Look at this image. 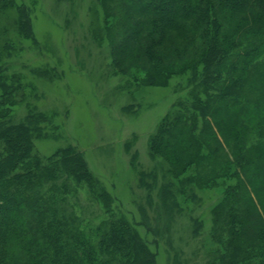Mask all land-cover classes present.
<instances>
[{"label":"trees","instance_id":"1","mask_svg":"<svg viewBox=\"0 0 264 264\" xmlns=\"http://www.w3.org/2000/svg\"><path fill=\"white\" fill-rule=\"evenodd\" d=\"M108 1V18L115 20L110 54L120 74L135 69L157 84L191 73L190 101H178L162 119L150 140L151 156L185 171L202 148L196 145L213 142V157L226 158L221 177L235 181L215 210L218 243L225 233L221 257L264 264V0ZM11 2L0 0V6ZM18 30L33 39L22 8ZM166 40L168 51L160 49ZM7 82L0 67V264H155L156 255L124 219L111 215L95 225L76 214L70 197L80 191L108 214L113 198L96 187L77 149L38 155L37 116L13 122L21 86Z\"/></svg>","mask_w":264,"mask_h":264},{"label":"rangeland","instance_id":"2","mask_svg":"<svg viewBox=\"0 0 264 264\" xmlns=\"http://www.w3.org/2000/svg\"><path fill=\"white\" fill-rule=\"evenodd\" d=\"M11 1V6H0V67L7 83L12 79L21 86L13 122L36 115L38 155L77 149L96 187L113 198L108 214L80 191L70 197L76 214L95 225L111 215L124 219L156 255L155 264H230L226 255L221 257L225 233L221 243L214 237L215 210L225 188L235 182L221 177L224 154L213 157V142L201 140L196 145L201 150L185 171L150 154V140L162 119L177 110L178 101H190V71L157 84L135 69L120 74L110 54L115 20L108 18V0ZM21 8L29 16L33 39L18 30ZM171 36L182 45L176 33ZM167 47L166 40L160 49ZM196 122L194 133L200 138L202 119ZM256 140L252 136L250 142Z\"/></svg>","mask_w":264,"mask_h":264}]
</instances>
